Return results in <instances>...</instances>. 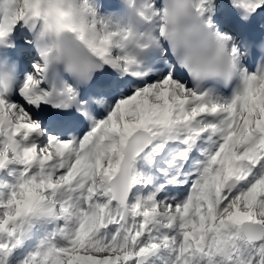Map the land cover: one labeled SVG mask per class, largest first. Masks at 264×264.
I'll return each mask as SVG.
<instances>
[{
  "label": "snow or ice",
  "instance_id": "snow-or-ice-1",
  "mask_svg": "<svg viewBox=\"0 0 264 264\" xmlns=\"http://www.w3.org/2000/svg\"><path fill=\"white\" fill-rule=\"evenodd\" d=\"M0 264H264V0H0Z\"/></svg>",
  "mask_w": 264,
  "mask_h": 264
}]
</instances>
